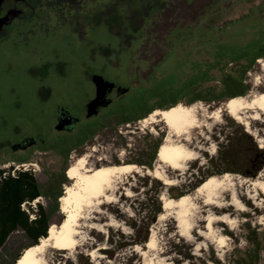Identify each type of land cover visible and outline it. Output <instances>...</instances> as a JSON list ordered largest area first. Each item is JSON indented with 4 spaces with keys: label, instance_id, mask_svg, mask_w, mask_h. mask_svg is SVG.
<instances>
[{
    "label": "rangeland",
    "instance_id": "rangeland-1",
    "mask_svg": "<svg viewBox=\"0 0 264 264\" xmlns=\"http://www.w3.org/2000/svg\"><path fill=\"white\" fill-rule=\"evenodd\" d=\"M87 1L91 15L103 5L102 0ZM143 3L140 0L132 4L136 5L134 14L139 20L147 16ZM30 26L32 21L19 28L20 31L27 29L25 36L0 43V148L4 149L16 136L9 131L13 121L28 131L31 126L46 127L50 123L49 116L40 118L37 113L36 89L41 84L68 83L73 91L70 90L69 102H65L75 113L81 112V103L86 97L83 89L87 71L83 62L88 59L84 40L77 33L85 31L91 43L100 42L106 44L107 51L112 49L106 61L108 64L119 62L117 70L113 72L106 66L102 74L111 78L116 73L117 80L130 86V90L106 108V111L116 109L117 113L111 111L105 115L103 132L93 139L79 146H69L65 139L53 151L43 155L28 152L26 158L14 160L13 166L25 165L21 170L31 172L42 191L50 194V197L41 194L22 205L29 217H34L33 209L41 205L49 213L48 224H60L64 214L59 197L71 182L68 168L80 155H89L91 167L123 163L140 167L138 172L120 176L115 201L105 202L99 211L91 213L86 223L101 224L102 230L82 228L86 238L75 248L50 247V264H264V196L260 191L254 197L249 193L252 180L264 179V113L257 120H250L249 127L231 117L224 108L218 120L204 116L233 96L264 91V69L258 61L264 60V6L217 24L203 35L197 52L174 45L148 75L126 72L134 62L132 55L122 51L118 61L113 59L115 49L130 47L131 29L124 22L106 25L92 21L85 25L82 20L68 17L62 18L48 34L35 29L29 32ZM116 36L122 39L117 41ZM89 64L98 68L92 62ZM40 67L48 68V74L42 69L44 83L34 76ZM257 76L261 80L259 85L255 84ZM179 102H200L203 109L198 114L206 124L193 127L187 140L180 137L197 157L186 161L183 169L166 167L167 176L174 180L172 185H167L147 171L153 170L156 163L159 145L167 132V120L148 124L144 118L153 109H170ZM120 114L138 115V118L125 120ZM225 172L232 179L218 197L223 207L205 204L201 196L195 197L189 235L181 234L172 213L159 217L163 212V195L175 198L192 194L208 176ZM232 188L243 202L244 210L230 204ZM127 190L130 195L126 194ZM208 214H225L234 221H215L213 234H208L205 228ZM151 233H154L155 245L148 248L146 241ZM220 236H223L222 245ZM32 244V238L23 230L11 232L0 247V264H15L16 257ZM92 249H96L95 255H91Z\"/></svg>",
    "mask_w": 264,
    "mask_h": 264
},
{
    "label": "flooded vegetation",
    "instance_id": "flooded-vegetation-1",
    "mask_svg": "<svg viewBox=\"0 0 264 264\" xmlns=\"http://www.w3.org/2000/svg\"><path fill=\"white\" fill-rule=\"evenodd\" d=\"M142 1L147 8V16H141L139 20L134 14L136 5L132 6V4L140 3V0L128 2L102 0L103 5L98 6V12L96 11L95 15H91L90 10L86 7L87 0H0V18L4 19L0 26V43L16 40L21 35L25 36L28 33L27 29L20 31L19 28L26 26L31 21L32 26L29 27V32L35 29L45 34L53 32V28L62 22V18L68 19V17H73L78 21L82 20L85 25L86 22L90 25L92 21L106 25L124 22L126 27L131 29L129 32L130 47L126 49L120 46L119 49H115L113 59L118 61V56L122 51L128 56L132 55L134 57V62L131 64L132 69H129L130 66H128L126 72L135 71L134 73L137 75L146 72L148 75L174 45H177L178 49L181 46V50L197 52L202 46L203 35L208 34L217 24L226 19L241 16L251 9L264 6V0ZM76 8H78L77 12ZM45 13L47 15L44 16ZM65 13L68 15L65 16ZM81 13L82 15H79ZM77 35L84 40L88 59L83 62V67L87 72L84 75L86 85L83 89V94L86 93V97L81 103V112L77 114L71 106L67 105L70 100V90L73 91V87L68 83L53 86L46 82L45 85H39L36 89V97L39 100L37 113L39 112L40 118L44 115L49 116L50 123L46 127L43 125L31 126L29 131L17 121L11 123L9 131L16 136L14 135L15 138L12 141L9 140L7 145L3 144L7 150L0 148V152H2L0 153L1 177L8 174L14 175L15 169L19 171L22 167L25 169V165L20 164L21 167L12 164L15 159L26 158L28 152H37L43 155L47 151H53L58 146H62L65 139L69 146H79L81 143L93 139L95 135L103 132L102 119L105 115L111 111L116 112V109L106 111V108L115 104L122 95L130 90V86L117 80L116 73H113L114 76L111 78L102 74L106 66H110L113 72L117 70L115 67L119 62L108 64L106 61L107 58L109 59L107 55H112V49L109 48L107 51L106 44L103 45L100 42L91 43V39L85 37V31H82L81 34L77 33ZM115 38L117 41L122 39L120 36ZM137 61L138 63H136ZM91 62L98 68L94 69L89 64ZM39 69V71H34L36 73L34 76H37L40 83H44L42 69H46L45 74H48V68L40 67ZM97 97L102 103L89 107L90 102ZM66 100L68 102H65ZM121 116L125 120L138 118V115L133 114ZM42 155L39 156V159L42 158ZM30 164L33 165V163ZM39 190L40 194L50 197L49 192L42 191L41 187ZM37 191L38 189H36ZM22 205L21 209L25 210ZM16 230H21L20 226L13 229V231Z\"/></svg>",
    "mask_w": 264,
    "mask_h": 264
},
{
    "label": "bare ground",
    "instance_id": "bare-ground-1",
    "mask_svg": "<svg viewBox=\"0 0 264 264\" xmlns=\"http://www.w3.org/2000/svg\"><path fill=\"white\" fill-rule=\"evenodd\" d=\"M258 61L264 69V60L258 59ZM255 80V84L259 85L260 77L257 76ZM222 108L235 120L249 127L250 120H257L264 113V91L233 96L224 102L223 105L206 112L204 116L218 120L220 119ZM200 109H203L200 102L190 104L179 102L170 109H155L144 118V122L148 124L167 120L165 123L167 132L159 145L156 163L153 170H147L155 178L162 180L167 185H172L174 180L167 176L164 170L166 167L173 170L183 169L186 161L197 157L196 152L179 139L183 137V139L187 140V135L193 127L206 124V120L199 117L198 112ZM259 140L262 141L261 139ZM88 156L87 154L80 155L68 168V176L71 182L60 198V209L64 214L62 225L60 227L50 226L47 236L41 237L36 244L28 247L18 258L16 264H50V247L57 249L75 248L81 245L86 238V233L82 231V228L91 227L102 230L101 224L86 223L92 217L91 213L99 211L101 204L116 200V184L119 182L121 175L140 170V167L134 163L91 167L92 165H88ZM231 179L232 175L228 172L221 175L213 174L198 184L192 194L185 193L175 198L163 195L161 197L163 212H160L159 217H162L164 213H172L178 222L177 226L181 229V234L189 235L192 223L190 215L195 206V197L201 196L205 204L222 208L223 205L219 202L218 197L225 186L231 183ZM249 184L252 187L251 192H249L251 197L256 196L258 191L264 196V179L259 177L252 180ZM231 192L230 204L239 210H244L245 206L238 198V195L235 194L233 188ZM126 194L130 195V191L127 190ZM205 220V228L208 234L213 232V223L215 221H225L227 223H233L234 221L225 214H208ZM111 223L110 221L109 224ZM218 239L222 245L223 236ZM154 245V233H151L150 238L146 241V246L153 248ZM90 253L95 255L96 249H92ZM166 264L170 263L167 262Z\"/></svg>",
    "mask_w": 264,
    "mask_h": 264
},
{
    "label": "trees",
    "instance_id": "trees-1",
    "mask_svg": "<svg viewBox=\"0 0 264 264\" xmlns=\"http://www.w3.org/2000/svg\"><path fill=\"white\" fill-rule=\"evenodd\" d=\"M39 187L35 176L26 170L17 171L14 175L0 176V247L16 226H20L21 230L32 238V245H34L41 237L47 236L50 226L60 227L62 225V221L59 225L54 223L49 225V213L41 205L33 209L34 217H29V214L21 209V204L29 203L38 195H41ZM36 189H38L37 192ZM53 197L56 198L57 194L53 193ZM30 246L24 248L20 256ZM19 257H16V259L18 260Z\"/></svg>",
    "mask_w": 264,
    "mask_h": 264
},
{
    "label": "water",
    "instance_id": "water-1",
    "mask_svg": "<svg viewBox=\"0 0 264 264\" xmlns=\"http://www.w3.org/2000/svg\"><path fill=\"white\" fill-rule=\"evenodd\" d=\"M3 20H4L3 18H0V26H1L2 22H3ZM107 83H108V82H107ZM110 85H113V83H110ZM98 99H100V98L97 97V98H95L94 100H92L88 106H89V107H94V106H96V105L102 103L101 100L99 101Z\"/></svg>",
    "mask_w": 264,
    "mask_h": 264
}]
</instances>
